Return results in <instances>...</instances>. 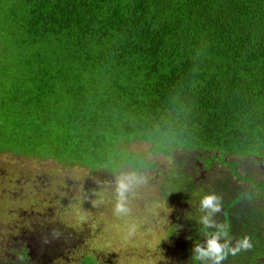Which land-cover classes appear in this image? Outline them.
I'll list each match as a JSON object with an SVG mask.
<instances>
[{
	"label": "trees",
	"instance_id": "trees-1",
	"mask_svg": "<svg viewBox=\"0 0 264 264\" xmlns=\"http://www.w3.org/2000/svg\"><path fill=\"white\" fill-rule=\"evenodd\" d=\"M9 1L20 56L0 69V153L108 171L129 165L123 150L141 158L131 142L212 153L224 175L178 179L196 209L179 264H197L206 191L222 197L216 219L253 244L224 264H264V181L230 158L264 161V0Z\"/></svg>",
	"mask_w": 264,
	"mask_h": 264
},
{
	"label": "rangeland",
	"instance_id": "rangeland-1",
	"mask_svg": "<svg viewBox=\"0 0 264 264\" xmlns=\"http://www.w3.org/2000/svg\"><path fill=\"white\" fill-rule=\"evenodd\" d=\"M9 5V0H0V69L8 68L14 57L20 56L13 46L18 35L12 34L13 24L7 20ZM150 145L146 141L131 142L127 149L142 154L141 158L155 167H140L143 164L140 156L123 150L117 157L124 158L129 165L114 171L66 165L53 158L0 153V264H20L14 259L13 250L22 242L36 246L32 259L35 264L185 262L180 256L189 243L192 245L193 236L189 232L174 236L170 231L182 207L187 216L196 212L192 202L178 195L183 183L179 182L178 173H189L187 154L183 149L153 154ZM230 158L238 160L240 173L244 164L254 170L258 166L255 175L258 181H264V167L259 161ZM215 166L216 172L206 170L202 180L195 178L200 185L214 182L216 177L224 175L223 170L229 169L220 163ZM124 176L142 178L143 182L133 181L128 198L130 212L117 216L114 213L116 181ZM242 182L237 181V185L241 186ZM255 200L263 201L264 194ZM172 212L175 219L171 218ZM176 241L181 244L178 248Z\"/></svg>",
	"mask_w": 264,
	"mask_h": 264
},
{
	"label": "clouds",
	"instance_id": "clouds-1",
	"mask_svg": "<svg viewBox=\"0 0 264 264\" xmlns=\"http://www.w3.org/2000/svg\"><path fill=\"white\" fill-rule=\"evenodd\" d=\"M134 180L143 182L142 178L137 179L135 176L120 177L116 181L114 213L117 216L130 212L128 198ZM222 208V197L213 191H206L199 198V210L202 214L198 218L201 225L198 231L205 239L203 242L195 241L192 249V259L197 264H224L229 255H236L253 247L250 236L245 234L236 237L231 232L230 224L216 219Z\"/></svg>",
	"mask_w": 264,
	"mask_h": 264
},
{
	"label": "flooded vegetation",
	"instance_id": "flooded-vegetation-1",
	"mask_svg": "<svg viewBox=\"0 0 264 264\" xmlns=\"http://www.w3.org/2000/svg\"><path fill=\"white\" fill-rule=\"evenodd\" d=\"M184 152L187 154V155H185V157H186L185 162L187 163V166L189 167V173H184L183 171L179 172L178 173V179L183 180V178L186 175L191 174L194 176V178H199V180H202V178H204L206 173H207L206 170H208L209 173L212 171L216 172V169L213 167H215L216 163L217 164H219V163L217 161L209 162V160L213 157L212 153L207 154L206 151H200L199 152L196 150H184ZM243 157L252 158V159L254 158L257 161H259V164L262 167H264V161L261 158H258V157L253 156V155H246ZM236 158L240 159V156H238ZM141 159H142L143 163H150V161L144 160L143 157ZM236 161H237V167H238L239 166L238 160L236 159ZM146 167H148V166H146ZM136 169H138V168H136ZM257 169L258 168L255 169L256 172H257ZM255 170L249 164H244V166H243V173H245L247 175L249 174L252 178L257 177L255 175ZM184 202L185 201L183 200L182 204H184ZM189 216H190L189 214L187 216V212L185 210V207H182V211H181V213H179V215L178 214L176 215V219H175V213L172 212L171 218L175 219V220L172 222V225H171L172 229L170 231V234H173L174 236H176L177 234L181 233V236H182L186 232H189V234H190L191 231H195V229H194L195 224H192L191 220H190V217L192 215L190 217ZM184 239H186V238L184 237ZM184 243L186 245V241ZM174 244L177 246V248L179 246H181L180 241H176ZM191 244H192V242H191ZM36 249L37 248L34 244H32L30 242H26L23 244V242H22V244H19L17 246L16 250L15 249L13 250L14 259L19 263L32 262V259L34 258L35 254H36ZM39 255H41V253ZM23 260H26V262ZM95 264H98V263H96V261H95Z\"/></svg>",
	"mask_w": 264,
	"mask_h": 264
}]
</instances>
